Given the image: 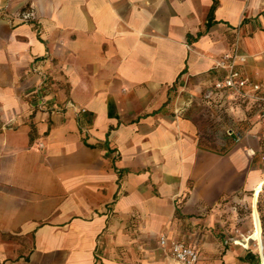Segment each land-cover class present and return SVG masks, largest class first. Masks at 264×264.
Wrapping results in <instances>:
<instances>
[{"label": "crops", "instance_id": "0c3cea01", "mask_svg": "<svg viewBox=\"0 0 264 264\" xmlns=\"http://www.w3.org/2000/svg\"><path fill=\"white\" fill-rule=\"evenodd\" d=\"M235 43L264 82V0H0V264H251L215 230L264 179V101L212 89Z\"/></svg>", "mask_w": 264, "mask_h": 264}, {"label": "rangeland", "instance_id": "374dc122", "mask_svg": "<svg viewBox=\"0 0 264 264\" xmlns=\"http://www.w3.org/2000/svg\"><path fill=\"white\" fill-rule=\"evenodd\" d=\"M258 109L259 107L257 105H251V126L258 125L264 128V118L258 115ZM229 121L230 119L224 118L226 127L229 126ZM239 121V124H243V120ZM209 136L214 135L209 134ZM221 136L225 140L228 139L225 130H223ZM260 137V154L262 161H264V134H261ZM262 186H264V179L259 181L252 195L245 193L234 198L223 200L218 207L221 226L215 225L216 231H232L237 242L241 244L245 243L247 246L246 249L251 250V255L253 256V262L251 264H264V233H262L259 215L256 209L257 196L254 194L255 191L261 190ZM235 247L240 248L238 245ZM258 248L260 249L261 263ZM220 251L222 250H218V252Z\"/></svg>", "mask_w": 264, "mask_h": 264}, {"label": "built area", "instance_id": "2783aa9c", "mask_svg": "<svg viewBox=\"0 0 264 264\" xmlns=\"http://www.w3.org/2000/svg\"><path fill=\"white\" fill-rule=\"evenodd\" d=\"M31 17L29 11L21 14V21H27ZM246 57L239 52V45L235 43L231 50L224 53L214 64V68L222 71L223 76L217 80L212 89L215 91H224L229 96L237 98L242 102L247 101H264L260 93L264 91V82H255L249 79L242 71ZM85 112L84 109H80ZM260 117L264 118V110L261 111ZM249 153L254 154L252 149ZM159 245L169 247V255L175 261L181 264H197L198 254L195 249L182 241L167 240L165 236L159 237Z\"/></svg>", "mask_w": 264, "mask_h": 264}, {"label": "trees", "instance_id": "16d2710c", "mask_svg": "<svg viewBox=\"0 0 264 264\" xmlns=\"http://www.w3.org/2000/svg\"><path fill=\"white\" fill-rule=\"evenodd\" d=\"M25 11L26 8L24 9ZM254 194L257 196L256 209L259 215L261 230L264 233V186H262L261 190L255 191Z\"/></svg>", "mask_w": 264, "mask_h": 264}]
</instances>
